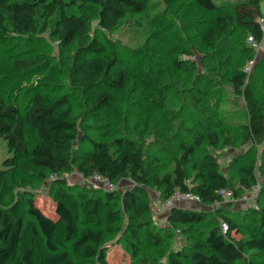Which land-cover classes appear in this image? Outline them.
<instances>
[{
	"label": "trees",
	"instance_id": "1",
	"mask_svg": "<svg viewBox=\"0 0 264 264\" xmlns=\"http://www.w3.org/2000/svg\"><path fill=\"white\" fill-rule=\"evenodd\" d=\"M159 2L164 7L160 15L167 16L172 10L174 21L189 36L180 44L178 52L176 46L150 51L157 49L155 55L171 61L174 73L183 71L189 76L183 84L189 83L194 88L186 94L191 110L187 116L183 115L182 124L191 123L195 130L188 129L193 133L190 141L186 143V138L174 130L161 141L164 145L158 140L155 145L151 141L146 146L129 137L114 138L109 144L102 138L107 131L95 132L96 137L85 134L77 142L79 124L67 97L48 101L34 92L20 106L0 92V137L11 153L3 165L13 168L25 162L54 178L49 186L54 216H49L41 211L30 193L17 195L6 170L0 168V264H107L103 245L121 230L122 214L142 219L150 213L151 201L144 188L150 186L157 190L160 201L180 191L199 196L202 205H212L218 201L221 190H231L237 196L257 184L254 169L249 167L240 168V188L233 186L220 171L213 150L231 143L217 113L223 81L231 84L232 92L241 96L246 105L241 143L264 142V90L258 91L250 76L240 68L242 61H252L253 48L244 44L245 40L251 37L258 44L263 39L264 31L258 21L264 16V0H236L225 7L212 0ZM147 4V0H0V43L13 37H34L38 33L48 34L64 47L78 41L67 77L72 89L86 93L97 91L86 110L87 115L94 116L107 108L111 92L123 89L128 82L116 43L107 33L115 31L127 14L143 13ZM154 6L151 4L150 8ZM88 10L92 13L89 17ZM93 21L97 34L89 37ZM145 21L150 22L147 18ZM150 42L153 41L148 40L144 47ZM195 48L202 50V62L214 78L207 74L192 78L195 61L176 59L180 53L195 55ZM161 59L158 66L163 63L160 64ZM36 64L35 57L23 58L15 61V68L22 71ZM159 70L160 78L165 71ZM199 84L201 87L197 89ZM199 110L212 115L202 119ZM176 115L181 116L180 112ZM26 126L34 132L33 144L27 142ZM157 137L162 138L163 134ZM171 142L173 145L168 148L166 143ZM164 155H170L171 168L158 171ZM73 169L85 179L99 175L115 186L121 180L133 185L121 194L114 190L95 193L74 190L59 177ZM261 195L262 190L257 196L258 205L243 214L225 209L219 212L226 232H222L221 223L213 220L204 236L192 242L187 250L161 253L160 258H165L164 264H264ZM207 216L202 211L174 207L166 221L169 228L180 227L184 231L207 221ZM126 229L136 237L132 225ZM168 236L172 235L168 233ZM152 239L159 246L161 234L153 235ZM137 264L152 263L141 259Z\"/></svg>",
	"mask_w": 264,
	"mask_h": 264
},
{
	"label": "rangeland",
	"instance_id": "2",
	"mask_svg": "<svg viewBox=\"0 0 264 264\" xmlns=\"http://www.w3.org/2000/svg\"><path fill=\"white\" fill-rule=\"evenodd\" d=\"M212 1L225 7L236 0ZM147 2L143 13L127 14L115 31L107 33V37L116 43L119 62L128 74V82L123 89L111 92V102L106 109L100 110L94 116L87 115L86 110L90 107L97 91L86 93L70 87L67 69L78 41L64 47L46 33H38L34 37H13L0 43V92L2 96L20 106H23L34 92H39L48 101H54L61 96L67 97L73 107V117L79 124L77 142L81 141L85 134L96 137L95 132L107 131L102 138L109 144L114 138L129 137L146 146L153 143L151 141H154L153 145H155L158 140L164 145L161 141L175 130L185 137L188 143L190 136L193 135L188 129L195 130L191 123L182 124V121L183 115L187 116L191 110L186 94L194 88L189 83L183 84L184 80L189 78L187 74L183 71L174 73L171 61L166 57L162 60L157 54L155 55L157 49L152 51L150 49L161 47L164 51V47L176 46L175 49L178 52L180 44L183 45L189 36L182 32L181 26L174 21L172 10L167 16L160 15L164 7L159 0H147ZM151 4H155L152 9ZM91 14L88 10L86 16L89 17ZM146 18L150 22L147 23ZM90 24L89 37H92L97 34L96 23L93 21ZM173 25L176 29H172ZM177 29L178 33H175ZM148 40L153 42L144 47ZM246 40L244 44L248 45ZM195 50L194 59H189L187 55L181 53L176 56V59L195 61L196 65L190 77L207 74L214 78L213 74L208 73L207 64L202 62V50L199 48ZM30 57L36 58V65L22 71L15 68L16 60ZM251 57L254 63L248 71L249 80L252 84L254 83L258 91L264 90V33L257 48L251 51ZM160 59V64L163 63L158 66ZM249 60L241 62L242 70L247 68ZM150 68L152 71H149ZM162 68L165 74L159 78L161 74L159 69ZM256 68H258L257 71ZM221 85L218 119L223 122L224 132L225 129L228 130L227 138L231 143L213 152L217 157L220 171L236 188H240L238 182L242 176L240 168L253 167L256 185L260 187L259 193L262 190L259 201L263 204L264 142L260 145L253 142L241 143L245 134L243 126L246 124V105L241 96L232 92L230 83L223 81ZM200 87L199 84L196 88ZM107 92L110 94L109 91ZM200 95L198 94L199 97ZM199 111L202 113V119L212 115L209 111ZM177 112H180L181 116L176 115ZM212 122L218 124L216 121ZM215 127L217 129L218 125ZM154 130H157V134ZM25 133L27 142L33 144L36 140L34 132L26 126ZM159 133L163 134L162 138L157 137ZM172 145L173 142L166 143L168 148ZM10 155L6 141L0 137V168L6 170L15 193L17 195L21 192L30 193L35 197L37 206L42 212L54 216V208L49 196V186L54 178L45 176L44 171L33 168L25 162H19L13 168L5 167L3 161ZM170 161V155L161 156L160 165L157 166L158 171L169 170L172 165ZM40 174L43 178L39 176ZM59 177L64 178L68 186L74 190L93 193L105 190L101 184L93 182L91 178H83L75 169ZM132 185L128 180H121L114 191L121 194ZM144 190L151 201L150 213L144 215L142 219H131L126 214H122L121 230L103 245L107 264H137L141 259L152 264H164L165 258H160L161 253L167 255L171 251L187 250L192 242L204 236L211 222H218L219 225L222 223L219 212L223 209L243 214L258 205L257 198L254 201L249 200L246 191L239 192L235 200L229 204L202 205L181 201L177 207L205 212L208 220L180 231V227L169 228L166 221L167 212L162 211L158 206L161 202L158 191L150 186ZM130 225L133 226L136 237L127 231L126 228ZM168 233L172 236L169 237ZM155 234H161L162 241L159 246L153 243L152 236Z\"/></svg>",
	"mask_w": 264,
	"mask_h": 264
},
{
	"label": "built area",
	"instance_id": "3",
	"mask_svg": "<svg viewBox=\"0 0 264 264\" xmlns=\"http://www.w3.org/2000/svg\"><path fill=\"white\" fill-rule=\"evenodd\" d=\"M259 25L262 29H264V16L262 18L259 19ZM247 43L248 45L255 49L257 48V43L251 38L249 37L247 39ZM189 59H194L195 55H189L188 56ZM253 60L248 62L247 68L244 69L243 71L246 72L248 74V71L251 69L252 65H253ZM93 182H96L98 184H101L102 187L106 190V191H113L115 190V185H113L111 182H109L106 178H103L99 175H94L91 177ZM259 189L260 187L258 185H255L251 190L246 191L247 193V197L249 200L254 201L258 194H259ZM245 199V198H244ZM235 200V196L232 193L231 190H221L219 192V199L217 202H214L212 205L214 204H229L232 201ZM181 201H189L192 204H200V198L199 196L191 193V192H180V191H175L168 199L161 201L158 203V206H160V209L162 211H166L167 214L168 212L171 210V208H174L175 206H179V202ZM179 208V207H178ZM221 230L222 232H226L227 231V227L225 223H221Z\"/></svg>",
	"mask_w": 264,
	"mask_h": 264
},
{
	"label": "crops",
	"instance_id": "4",
	"mask_svg": "<svg viewBox=\"0 0 264 264\" xmlns=\"http://www.w3.org/2000/svg\"><path fill=\"white\" fill-rule=\"evenodd\" d=\"M193 206V205H192Z\"/></svg>",
	"mask_w": 264,
	"mask_h": 264
}]
</instances>
